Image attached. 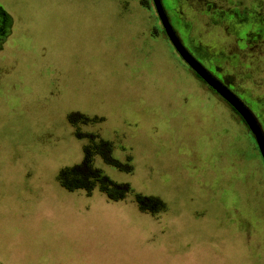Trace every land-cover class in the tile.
Segmentation results:
<instances>
[{"label":"rangeland","instance_id":"rangeland-1","mask_svg":"<svg viewBox=\"0 0 264 264\" xmlns=\"http://www.w3.org/2000/svg\"><path fill=\"white\" fill-rule=\"evenodd\" d=\"M160 1L192 57L264 127V0ZM0 10V264H264L257 146L174 52L152 0ZM86 134L131 157L130 174L93 159L133 190L124 201L58 184L82 162ZM135 195L165 211L140 212Z\"/></svg>","mask_w":264,"mask_h":264},{"label":"trees","instance_id":"trees-1","mask_svg":"<svg viewBox=\"0 0 264 264\" xmlns=\"http://www.w3.org/2000/svg\"><path fill=\"white\" fill-rule=\"evenodd\" d=\"M0 12L8 20L7 15L2 10H0ZM194 77L199 80L195 74ZM202 84L204 85V83ZM208 90L211 91L215 97L219 98L212 90ZM228 107L230 108V106ZM76 121L82 122L85 125L88 123H97V121L100 122L96 118L87 119L80 115L72 116V124ZM85 138H87L88 144L83 147L82 162L79 165L61 170L57 177L58 184L61 188L69 192L83 190L87 196H91L92 192L98 188L99 192L105 195L108 201H124L128 195L133 193V190L128 184H117L112 182L101 170L94 167L93 159L99 157L104 164L111 166L120 172L130 174L133 172L131 157L127 156L125 162L122 163L113 157L114 146L111 142L105 141L100 138L99 135L94 134H86ZM134 199V203L140 212L160 213L165 211V205L156 198L135 195Z\"/></svg>","mask_w":264,"mask_h":264},{"label":"water","instance_id":"water-1","mask_svg":"<svg viewBox=\"0 0 264 264\" xmlns=\"http://www.w3.org/2000/svg\"><path fill=\"white\" fill-rule=\"evenodd\" d=\"M156 15L161 23L164 33L178 54L180 59L188 66V68L211 90H213L220 98H222L243 120L249 132L254 138L258 152L264 163V135L258 126L256 120L249 112V110L236 98L230 91H228L221 83L214 79L202 66L199 64L183 47L182 43L176 36L167 15L163 9L160 0H152Z\"/></svg>","mask_w":264,"mask_h":264},{"label":"flooded vegetation","instance_id":"flooded-vegetation-1","mask_svg":"<svg viewBox=\"0 0 264 264\" xmlns=\"http://www.w3.org/2000/svg\"><path fill=\"white\" fill-rule=\"evenodd\" d=\"M7 24H8V20H7V18L6 17H4V15L0 12V40L1 39H3V38H5L7 35H8V31H7ZM160 25H161V23H160ZM172 27V26H171ZM173 28V27H172ZM163 30V29H162ZM174 30V29H173ZM163 32H164V30H163ZM175 32V31H174ZM175 34H176V32H175ZM164 35H165V33H164ZM166 36V35H165ZM176 36L178 37V35L176 34ZM167 38V37H166ZM178 39L180 40V38L178 37ZM167 41H168V39H167ZM180 42L182 43V41L180 40ZM168 43H169V41H168ZM170 44V43H169ZM182 45H183V47L186 49V51L191 55V56H193V54L185 47V45L182 43ZM170 46H171V44H170ZM172 47V46H171ZM173 48V47H172ZM174 50V49H173ZM174 52H175V50H174ZM176 53V52H175ZM177 54V53H176ZM178 55V54H177ZM179 57V56H178ZM180 58V57H179ZM181 60V59H180ZM197 62H199V60H197V59H195ZM182 61V60H181ZM183 62V61H182ZM200 63V62H199ZM183 64L186 66V67H188L184 62H183ZM201 64V66L214 78V79H216L219 83H221L228 91H230L236 98H238L241 102H242V104L249 110V112L252 114V116L254 117V119L256 120V122H257V124H258V126L260 127V129H261V131H262V133H263V135H264V127L262 126V124H261V122L259 121V119H258V117L254 114V112H253V110H251L249 107L250 106H248V105H246V102L242 99V98H240L239 96H237L234 92H233V89L231 88V86H229L228 84H226L224 81H221L220 79H218L217 77H215V75L209 70V69H207V67H205L202 63H200ZM190 70V69H189ZM191 71V70H190ZM191 73H192V75L194 76V73L191 71ZM199 81L201 82V83H204L203 81H201L200 79H199ZM204 85L207 87H205L207 90L208 89H210L205 83H204ZM211 90V89H210ZM209 91V90H208ZM213 91V90H212ZM211 92V91H210ZM214 92V91H213ZM212 93V92H211ZM215 93V92H214ZM216 94V93H215ZM217 95V94H216ZM219 97V96H218ZM220 98V97H219ZM217 98L219 101H221L222 103H224L226 106L228 105L222 98ZM229 106V105H228ZM227 106V107H228ZM229 108V107H228ZM231 108V107H230ZM229 108V109H230ZM232 109V108H231ZM230 109V110H231ZM233 110V109H232ZM231 110V111H232ZM234 111V110H233ZM232 111V112H233ZM234 114L236 113L235 111L233 112ZM236 115V118H238L239 119V121H241L243 124H244V126L247 128V126H246V124L243 122V120L241 119V117L236 113L235 114ZM237 119V120H238ZM247 130H248V128H247ZM248 132H249V130H248ZM249 134L251 135V133L249 132ZM252 136V135H251ZM252 138H253V136H252ZM253 140H254V138H253ZM255 142V141H254ZM256 144V143H255Z\"/></svg>","mask_w":264,"mask_h":264}]
</instances>
